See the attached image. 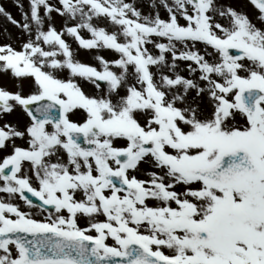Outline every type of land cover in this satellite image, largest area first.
Listing matches in <instances>:
<instances>
[{
  "label": "snow or ice",
  "instance_id": "6c2138e0",
  "mask_svg": "<svg viewBox=\"0 0 264 264\" xmlns=\"http://www.w3.org/2000/svg\"><path fill=\"white\" fill-rule=\"evenodd\" d=\"M14 2L0 264H264V0Z\"/></svg>",
  "mask_w": 264,
  "mask_h": 264
},
{
  "label": "rangeland",
  "instance_id": "374dc122",
  "mask_svg": "<svg viewBox=\"0 0 264 264\" xmlns=\"http://www.w3.org/2000/svg\"><path fill=\"white\" fill-rule=\"evenodd\" d=\"M24 4H25V8H27V0H23ZM152 2V0H142L143 3V8L142 11L144 12V14H148L149 8L148 5ZM158 3V0H157ZM0 6L5 7L6 10L10 11L14 17L16 18H20V12L19 9L16 7L14 0H0ZM161 16H165L166 13L162 10L159 9ZM60 19L56 18V23L59 26L60 24ZM7 26L9 28V31L12 33H16V29H14L12 26L7 25L6 21L3 19V17H0V29H2L3 27ZM71 42V41H70ZM199 46V45H198ZM73 48H76V45L73 44ZM104 55H108V53H103ZM79 59H81L82 61L85 62H91L92 61V54L89 52H86L84 50H78V57ZM3 195L0 194V197H2ZM111 242V241H109Z\"/></svg>",
  "mask_w": 264,
  "mask_h": 264
},
{
  "label": "flooded vegetation",
  "instance_id": "af4514ba",
  "mask_svg": "<svg viewBox=\"0 0 264 264\" xmlns=\"http://www.w3.org/2000/svg\"><path fill=\"white\" fill-rule=\"evenodd\" d=\"M22 210L32 212V214L35 216V218H38V219H43L44 215H46V214L42 215L41 212L35 208L29 209L28 207H23Z\"/></svg>",
  "mask_w": 264,
  "mask_h": 264
}]
</instances>
